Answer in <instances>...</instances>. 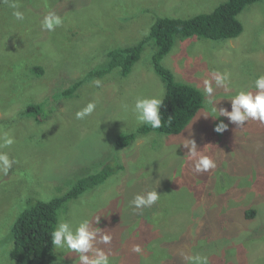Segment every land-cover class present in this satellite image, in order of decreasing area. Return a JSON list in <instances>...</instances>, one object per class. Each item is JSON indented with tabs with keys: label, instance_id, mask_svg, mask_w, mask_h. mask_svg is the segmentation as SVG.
I'll list each match as a JSON object with an SVG mask.
<instances>
[{
	"label": "rangeland",
	"instance_id": "rangeland-1",
	"mask_svg": "<svg viewBox=\"0 0 264 264\" xmlns=\"http://www.w3.org/2000/svg\"><path fill=\"white\" fill-rule=\"evenodd\" d=\"M226 0H15L25 19L17 21L10 0H0V133L15 143L0 149L17 163L0 171V264L10 260V226L31 197L48 201L65 193L79 177L105 164L122 166L97 189L67 204L58 222L76 227L82 220L112 237L96 247L111 264H188L201 255L209 264H264V124L248 121L237 128L212 111H231L230 99L241 90L255 92L254 80L264 74V0L240 15L242 34L233 40L176 39L161 64L179 83L199 89L202 109L182 133L137 136L118 148L116 136L136 131L137 98L164 96L154 73L153 46L144 48L131 73L115 71L83 84L69 98L58 96L71 83L107 63L109 50L138 43L155 19H189L211 13ZM54 11L62 26L41 29ZM40 67L42 73L30 70ZM213 70L228 72L227 89L213 82L212 97L204 81ZM95 111L84 120L75 113L88 102ZM211 101V102H210ZM29 104L41 105L39 119L24 115ZM223 121L228 128L216 133ZM194 141L216 163L196 173L188 157ZM156 190L160 198L148 208L134 209L137 194ZM252 214L248 218L246 213ZM99 217V224L95 218ZM139 245L140 253L133 252ZM56 264H74L77 257L56 249Z\"/></svg>",
	"mask_w": 264,
	"mask_h": 264
},
{
	"label": "trees",
	"instance_id": "trees-1",
	"mask_svg": "<svg viewBox=\"0 0 264 264\" xmlns=\"http://www.w3.org/2000/svg\"><path fill=\"white\" fill-rule=\"evenodd\" d=\"M263 0H226L211 13L199 14L189 19L163 17L155 19L146 38L138 43L107 52V63L100 69L89 71L67 89L58 93L59 97L69 98L85 83L95 79H102L112 72L120 77H127L134 65L140 60L144 48L152 45L154 52L151 64L154 73L164 84L163 106L160 109L162 127L152 129L143 124L136 131L123 133L115 138L118 148H126L137 136L157 133L166 136L179 135L202 109L204 96L202 92L188 84L179 83L173 74L162 66L163 58L172 50L176 39L185 41L191 38L211 40L215 42L233 40L243 32V24L239 15L249 6ZM41 74L42 69L35 67L30 70ZM41 105L29 104L24 115L36 119L41 116ZM168 117H172L171 124ZM123 167L105 163L98 170L85 174L62 195L48 201L31 197L29 204L13 222L9 230L12 247L9 251L10 260L17 264H56L55 247L51 243V234L55 230L61 211L67 204L78 200L86 192L97 189L116 170ZM248 218L252 214L246 213Z\"/></svg>",
	"mask_w": 264,
	"mask_h": 264
},
{
	"label": "clouds",
	"instance_id": "clouds-1",
	"mask_svg": "<svg viewBox=\"0 0 264 264\" xmlns=\"http://www.w3.org/2000/svg\"><path fill=\"white\" fill-rule=\"evenodd\" d=\"M9 7L13 10L12 16L17 21L25 19L24 13L19 10L20 5L15 0H10ZM63 18L54 11H49L42 19L40 26L44 31L52 32L56 28L62 26ZM211 79L204 81V93L207 97H212L214 92L213 82L218 88L227 89L230 84V74L228 72H220L213 70L210 73ZM101 80L96 79L94 84L96 87L101 86ZM255 92L238 91L231 99V111L226 108H220L219 111L213 106L212 111L220 116L226 117L230 123L235 124L237 128L246 125L248 121H258L264 124V74L259 75L254 80ZM211 102V101H210ZM163 106V100L160 98H137L133 112L135 119L140 124L150 125L152 129L162 127L160 109ZM96 109L94 102H88L86 106L75 113L77 120H84L90 116ZM172 117H168V123L171 124ZM228 125L221 121L218 123L214 131L223 133ZM15 143V138L9 136L7 132L0 133V149L9 147ZM184 147L189 148L188 157L193 162L194 171L196 173H205L216 168L215 161L203 151H197L194 141H189ZM17 163L14 158H10L9 154L0 151V171L5 175L11 170L13 164ZM160 196L156 190L147 191L143 194H137L130 201L134 209L148 208L154 205ZM100 218H95V223L99 224ZM112 237L104 234V230L99 227H93V221L88 219L82 220L76 227H73L67 221L57 223L55 230L51 234V243L56 249H64L69 253L76 254L74 264H111L109 254L103 249L96 247L97 243L110 244ZM133 252L140 253L139 245L132 249ZM188 264H209L206 256L199 254L186 257Z\"/></svg>",
	"mask_w": 264,
	"mask_h": 264
}]
</instances>
